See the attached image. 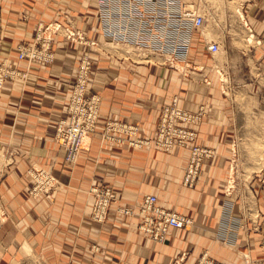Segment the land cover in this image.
<instances>
[{"label":"crops","instance_id":"1","mask_svg":"<svg viewBox=\"0 0 264 264\" xmlns=\"http://www.w3.org/2000/svg\"><path fill=\"white\" fill-rule=\"evenodd\" d=\"M164 2L158 1V11ZM166 5L180 10V0ZM60 10L96 41L88 48L96 61L90 86L102 96L96 133L72 170L55 135L57 122L67 117L70 88L65 82L76 72L81 49L60 45L56 37L54 63L33 65L21 61L17 50L33 43L40 22L62 21ZM242 10L255 39L245 57L248 89L264 92V0L243 1ZM98 15V0H0V61L26 74L7 79L0 89V264H173L182 253H187L182 264H196L205 252L219 264H245L247 253L263 261L264 170L243 194H230L228 161L237 121L218 73L215 89L174 69L171 55L159 54L160 62L147 65L134 55L116 53L114 42L98 30ZM198 36L202 52L195 58L207 68L209 53L197 30L193 40ZM177 96L188 110L207 106L208 117L195 129L199 142L220 156L204 165L193 188L183 185L188 150L168 154L154 145L133 149L103 141L107 120L138 125L140 137L151 139L162 108ZM39 166L59 179L54 201L30 194L28 170ZM105 186L115 190L118 200L107 221L96 224L90 190ZM149 195H156L162 207L194 218V225L171 230L164 243L141 233L140 218L117 208Z\"/></svg>","mask_w":264,"mask_h":264},{"label":"rangeland","instance_id":"2","mask_svg":"<svg viewBox=\"0 0 264 264\" xmlns=\"http://www.w3.org/2000/svg\"><path fill=\"white\" fill-rule=\"evenodd\" d=\"M49 3L51 0H42ZM187 5L193 10H198L199 13L204 15L205 17V24L203 31L201 32L203 35L204 45L205 43H214L217 42L220 45V50L216 54H207L209 66L207 68H202L200 65V61L196 60L197 54L202 52V46L200 45L202 42L200 37H196L195 42L193 40L190 49L187 50L188 57L183 60H178L175 57L176 52L183 51V48L177 44H171L170 46H165L167 48L164 52L161 51L158 54H155L153 51H149L148 49L131 45L128 43H112L113 50L119 54H131L134 55L136 60L140 63H144L147 65L155 64V62H160V55H171L173 59L172 67L178 71H180L187 79L192 81H199L204 85H208L210 87H214L216 89L217 83V73L219 75V82L222 86L223 95L226 99H229L230 103L233 104L234 114L236 117V135L233 139L231 146H232V155L229 156V181H230V194L232 192H236V195L243 194V188L248 189L249 182L258 174L263 173L264 170V92L261 91H249L248 86V60L245 58L248 54L249 48L251 45L254 44V36L251 35L247 27V23L244 21V14L242 10V3L243 1L247 0H185ZM60 13L64 15L63 20H54L51 22L43 23L44 32L41 35V31H39V24L36 28L34 40L32 44L28 45H20L18 46V54L19 49L21 46L23 47H33L36 51L40 54V58H34L32 60L27 59V63L29 65L38 64V63H45V64H53L56 58V48H55V38L60 37V45H75L81 49V54L79 56L77 68L75 74L68 80H66L65 84L70 88L69 89V100L68 106L71 101V96L73 94V89L77 87H81L85 84V94L87 96L95 95L98 96L101 100L100 103V110L102 104V96L98 93L93 91L91 88V82L94 73V66H95V59L90 55L89 49L93 46L90 42L89 35L84 28H78L74 20L71 18L68 12L65 10H60ZM98 30L100 33L107 40L105 35V28H104V17L103 14L100 13L98 16ZM87 20V19H86ZM225 20L233 21L231 24L226 23L223 25L221 22ZM56 23L60 24V29L56 30L54 25ZM53 30L50 35L49 31ZM197 31H194V36ZM48 35L49 40L44 41L43 36ZM41 35V38L37 39V36ZM195 38V37H194ZM109 42V41H108ZM194 43V44H193ZM124 45V46H123ZM111 47V46H110ZM89 48V49H88ZM206 49V48H205ZM194 55V57H192ZM191 57L194 59L191 60ZM23 61V60H22ZM197 61V62H196ZM30 62V63H29ZM90 63V68L88 73L81 71L82 67L86 63ZM8 63V61H7ZM5 61H0V67H3L5 64L7 67L11 68ZM150 63V64H149ZM5 66V67H6ZM224 68L223 71L217 72V69L221 70ZM187 69V70H186ZM207 69V70H206ZM6 71V70H5ZM22 73V72H21ZM20 73V74H21ZM22 77H26L25 73H22ZM21 76V75H20ZM10 79V78H7ZM4 79L3 83L7 80ZM2 83V86H3ZM1 86V87H2ZM178 102H180L179 96L175 97ZM182 107V106H180ZM187 111L192 113H202L203 119H206L209 115V110L206 105H200L196 111L188 110L185 107H182ZM232 110V108H231ZM68 116V110H67ZM101 116V112H100ZM100 121V117H99ZM98 121V124H99ZM110 120H107L105 124V131L103 133V141L109 142L112 141L107 139L105 136L107 130V123ZM115 121V120H112ZM121 122V121H120ZM97 124V127H98ZM138 126V125H137ZM140 128V127H139ZM97 130V128H96ZM96 133V131L94 132ZM92 133L86 143L84 145L83 150L81 151L80 155L83 151L89 149L91 144V139L93 134ZM139 138L143 142L141 147H136L134 145H129L131 148L139 149L145 146L154 145L158 147L155 143V136L151 139H145L140 137ZM55 142H58L55 139ZM122 144V143H121ZM59 145V144H58ZM193 147H199L211 152V157H204L200 162L199 171H198V178L196 183L198 182L199 176L202 172L204 165L208 163H213L216 161L217 158L220 156L217 154L215 148L207 147L202 145L199 142V139H195L193 141H189L187 147L177 145L175 149L171 152L165 151L168 154H175L180 150H188L189 151V160L187 163L186 170L189 166L192 157V149ZM60 152H63L64 157V150L59 145ZM159 148V147H158ZM80 155L77 159V162L74 165L67 166L69 169H73L79 161ZM66 165V164H65ZM35 169H45L46 172L51 175L55 180V187H53L49 191L35 189L36 182L39 180V177L35 174V172L30 175V172ZM28 174L31 178V187H30V194L34 199H38L42 196L49 197L52 201H54V195L56 191L60 188L59 179L49 170L42 166L31 168L28 170ZM185 177V174H184ZM196 185V184H195ZM95 188H106L105 187H93L91 190H95ZM111 188V187H110ZM114 193L115 190L111 188ZM93 195V201L95 202V195ZM239 192V193H238ZM116 195V193H115ZM92 215V213H91ZM191 221V224L187 227H192L194 225V218L188 217ZM91 220L96 224H104L105 222L94 221L92 218ZM186 229V228H185ZM168 237V235H167ZM153 240V239H152ZM167 240V238H166ZM165 240V241H166ZM156 242V241H155ZM164 243V242H158ZM187 253H182L174 260L173 264H182L186 258ZM245 264H264V260H254L250 257V254L247 253L244 255ZM196 264H219L211 257L209 254L205 252L202 257L198 260Z\"/></svg>","mask_w":264,"mask_h":264},{"label":"built area","instance_id":"3","mask_svg":"<svg viewBox=\"0 0 264 264\" xmlns=\"http://www.w3.org/2000/svg\"><path fill=\"white\" fill-rule=\"evenodd\" d=\"M158 1L162 2V0H98L99 14L102 13L104 17L107 40L139 46L156 54L164 52L167 49L166 45L175 43L183 48V51L175 53L176 59L186 61L188 57L186 52L193 42L194 31H203L205 17L181 0L179 11L166 5L169 0H163L166 3H163L164 9L158 11L155 7ZM60 27L59 23L54 25L56 30ZM39 31L41 35L44 32L42 23L39 24ZM51 32L54 31H49L48 35ZM41 35L37 36V39L41 38ZM48 35L43 36L44 41L49 40ZM90 42L92 45L96 44L95 40ZM205 47L211 54H216L220 50L217 42H207ZM39 54L33 47L21 46L18 55L22 61L40 58ZM3 66L4 68L0 67V89L4 79H14L24 75L17 69L9 68L5 64ZM89 68L88 62L83 65L81 71L88 73ZM100 103L98 96L85 94V84L73 89L68 116L57 122L55 135L56 141L64 150L66 166L71 167L77 162L86 140L96 131L100 117ZM202 119V113L187 111L180 107L178 100L174 98L161 110L154 138L156 145L168 152L173 151L177 145L187 147L189 141L198 139L195 126ZM106 128L107 139L136 147L143 145L139 138L140 128L137 125L110 120ZM204 157H211V152L193 147L191 161L183 180L185 187L195 186L200 162ZM46 171L35 169L30 172V175L35 172L39 177L35 189L49 191L55 187L54 178ZM91 192L95 195L91 218L94 221L105 222L111 212L112 204L118 200L117 196L110 187L95 188ZM117 211L126 216L140 218L139 231L156 242H165L171 230L185 229L191 224L187 216L159 205L156 195H149L141 203L133 206L120 205Z\"/></svg>","mask_w":264,"mask_h":264},{"label":"bare ground","instance_id":"4","mask_svg":"<svg viewBox=\"0 0 264 264\" xmlns=\"http://www.w3.org/2000/svg\"><path fill=\"white\" fill-rule=\"evenodd\" d=\"M124 46V45H123Z\"/></svg>","mask_w":264,"mask_h":264}]
</instances>
